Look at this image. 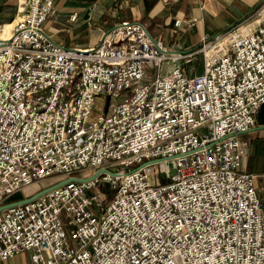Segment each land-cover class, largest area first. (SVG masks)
Here are the masks:
<instances>
[{"label": "built area", "instance_id": "built-area-1", "mask_svg": "<svg viewBox=\"0 0 264 264\" xmlns=\"http://www.w3.org/2000/svg\"><path fill=\"white\" fill-rule=\"evenodd\" d=\"M55 1L23 3L9 36L0 25V263L264 264L239 137L264 104V4L178 50L135 21L57 42Z\"/></svg>", "mask_w": 264, "mask_h": 264}, {"label": "crops", "instance_id": "crops-1", "mask_svg": "<svg viewBox=\"0 0 264 264\" xmlns=\"http://www.w3.org/2000/svg\"><path fill=\"white\" fill-rule=\"evenodd\" d=\"M261 4L264 0H56L57 15L47 20L45 27L57 42L64 43L62 34L67 35L69 43L86 39V45L64 43L84 48L96 43L117 22L135 21L154 40H163L178 50H189L199 46L203 36H213L246 19ZM11 5L10 0H0L3 30L15 17L16 5L13 8ZM177 19L179 25H175ZM258 109L255 125L239 137L248 143L243 169L257 176V191L264 200V104ZM14 261L13 256L2 263Z\"/></svg>", "mask_w": 264, "mask_h": 264}, {"label": "rangeland", "instance_id": "rangeland-1", "mask_svg": "<svg viewBox=\"0 0 264 264\" xmlns=\"http://www.w3.org/2000/svg\"><path fill=\"white\" fill-rule=\"evenodd\" d=\"M10 3L12 4L11 5V8H13L15 5H16V10H15V20L18 16V13L16 14V11H17V6H18V1L17 0H10ZM11 8H6V11H9L11 13L14 12V9H11ZM12 21L7 23L5 29H4V32L5 34L8 33V30L9 28L12 26L13 24V20L14 19H11ZM47 22V21H46ZM46 22H45V25H46ZM61 38H62V41L66 44H68L69 42H67L68 37L66 34H62L61 35ZM69 44L73 45V44H77V45H86L87 42H86V39H80V40H76V41H73V42H70ZM104 106H105V100H103L102 97H98L96 98V103H95V106H94V112L96 114H100L102 113L103 109H104ZM52 180H48V181H41V182H38V183H35L34 185L32 186H28V187H25L23 189H21V191H19V193H16L13 195L14 196H22V197H28L32 194H34V192L40 190L41 188L47 186L49 183H51ZM15 258V261H14V264H31L30 262V252H21V254H18L16 256H14ZM7 263V262H6ZM0 264H5V263H0ZM8 264V263H7Z\"/></svg>", "mask_w": 264, "mask_h": 264}, {"label": "bare ground", "instance_id": "bare-ground-1", "mask_svg": "<svg viewBox=\"0 0 264 264\" xmlns=\"http://www.w3.org/2000/svg\"><path fill=\"white\" fill-rule=\"evenodd\" d=\"M19 1H20V3H21V6H20V11L18 12V16H17L16 20L13 22V24H12V26H11V27H13V26H14V24H15V22H16V21H19V20H21V19L23 18V15H22L23 6H22V4H23V3H25L27 0H19ZM11 27L9 28V30H8V33H7V34H5V32H4V31L2 32V34H3L4 36H9V32H10V29H11ZM2 29H3V28H2Z\"/></svg>", "mask_w": 264, "mask_h": 264}, {"label": "water", "instance_id": "water-1", "mask_svg": "<svg viewBox=\"0 0 264 264\" xmlns=\"http://www.w3.org/2000/svg\"><path fill=\"white\" fill-rule=\"evenodd\" d=\"M48 190V189H47ZM24 201V200H23ZM20 202H22V200L20 201ZM20 202H15V203H13V204H17V203H20Z\"/></svg>", "mask_w": 264, "mask_h": 264}, {"label": "trees", "instance_id": "trees-1", "mask_svg": "<svg viewBox=\"0 0 264 264\" xmlns=\"http://www.w3.org/2000/svg\"><path fill=\"white\" fill-rule=\"evenodd\" d=\"M12 20H10L9 22H11ZM18 196H14L13 198H17Z\"/></svg>", "mask_w": 264, "mask_h": 264}]
</instances>
